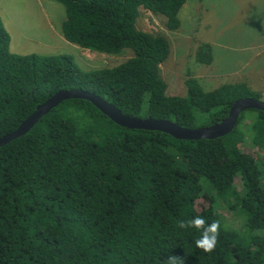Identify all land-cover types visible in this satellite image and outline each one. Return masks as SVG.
<instances>
[{
  "label": "trees",
  "instance_id": "1",
  "mask_svg": "<svg viewBox=\"0 0 264 264\" xmlns=\"http://www.w3.org/2000/svg\"><path fill=\"white\" fill-rule=\"evenodd\" d=\"M52 1L64 9V40L106 54L128 49L130 56L85 70L68 53L15 54L0 20V136L58 90L80 89L122 114L191 129L224 118L238 98L258 99L244 81L205 91L192 76L183 96L166 95L159 65L169 42L138 29L136 19L143 8L175 30L185 0ZM195 59L211 62L209 44L197 47ZM243 145L256 156L241 152ZM196 216L220 223L210 253L195 245L201 230L176 227ZM262 231L260 110L241 111L222 136L183 140L121 127L88 101L67 99L0 146V264H167L170 255L183 264H264Z\"/></svg>",
  "mask_w": 264,
  "mask_h": 264
},
{
  "label": "rangeland",
  "instance_id": "2",
  "mask_svg": "<svg viewBox=\"0 0 264 264\" xmlns=\"http://www.w3.org/2000/svg\"><path fill=\"white\" fill-rule=\"evenodd\" d=\"M177 16L175 30L166 29L161 17L143 8L138 9L136 19L138 29L161 33L169 42L168 56L159 65L166 95L183 96L184 80L192 76L205 91L222 83L247 80L259 93L258 100L264 101V0H185ZM63 17V6L52 0H0V20L12 53H68L85 70L111 67L130 56L128 49L106 54L67 42L60 32ZM202 43L210 46L209 64L195 59ZM240 150L256 156L246 145ZM234 183L240 187L238 178ZM202 202L196 199L195 207ZM222 215L231 225L238 224V218Z\"/></svg>",
  "mask_w": 264,
  "mask_h": 264
},
{
  "label": "water",
  "instance_id": "3",
  "mask_svg": "<svg viewBox=\"0 0 264 264\" xmlns=\"http://www.w3.org/2000/svg\"><path fill=\"white\" fill-rule=\"evenodd\" d=\"M67 99H83L88 101L101 114L121 127L160 131L175 139L183 140L213 139L222 136L235 126L237 116L241 111L255 109L264 112V101L252 97H241L232 102L224 118L209 126L191 129L178 126L169 120L154 119L149 116L137 118L122 114L105 99L80 89L58 90L42 103L37 104L33 111L14 130L0 136V146L26 133L42 115L46 114L61 101Z\"/></svg>",
  "mask_w": 264,
  "mask_h": 264
},
{
  "label": "clouds",
  "instance_id": "4",
  "mask_svg": "<svg viewBox=\"0 0 264 264\" xmlns=\"http://www.w3.org/2000/svg\"><path fill=\"white\" fill-rule=\"evenodd\" d=\"M176 227L180 229L195 228L201 230L200 237L195 240L196 247L208 253L215 249L220 229L219 221L214 220L211 224H206L204 218L196 216L187 220H180L176 224ZM167 264H183V261L181 260V257L170 255Z\"/></svg>",
  "mask_w": 264,
  "mask_h": 264
},
{
  "label": "crops",
  "instance_id": "5",
  "mask_svg": "<svg viewBox=\"0 0 264 264\" xmlns=\"http://www.w3.org/2000/svg\"><path fill=\"white\" fill-rule=\"evenodd\" d=\"M239 81H244V80H239ZM244 82H246L247 83V85L250 87V85H249V83L247 82V80H245ZM251 88V87H250ZM251 89H253L254 90V88H251Z\"/></svg>",
  "mask_w": 264,
  "mask_h": 264
}]
</instances>
